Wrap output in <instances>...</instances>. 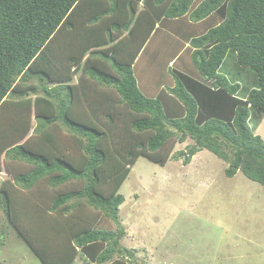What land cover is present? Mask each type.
Instances as JSON below:
<instances>
[{
    "label": "trees",
    "instance_id": "16d2710c",
    "mask_svg": "<svg viewBox=\"0 0 264 264\" xmlns=\"http://www.w3.org/2000/svg\"><path fill=\"white\" fill-rule=\"evenodd\" d=\"M229 52L257 73L245 98ZM263 115L264 0H0V208L42 264H131L120 190L187 138L175 160L264 187Z\"/></svg>",
    "mask_w": 264,
    "mask_h": 264
},
{
    "label": "rangeland",
    "instance_id": "374dc122",
    "mask_svg": "<svg viewBox=\"0 0 264 264\" xmlns=\"http://www.w3.org/2000/svg\"><path fill=\"white\" fill-rule=\"evenodd\" d=\"M220 70L229 81L241 84L243 98L256 87L257 73H247L234 52H229ZM136 75L144 80V65ZM261 117L251 126L264 140ZM194 145L191 138L177 143L173 159L165 166L141 157L133 167L120 190L125 202L119 224L111 222L113 230H126L121 245L132 256L126 260L131 264H264V187L241 171L228 178L230 164L208 150L196 154L189 165L174 159ZM0 177L8 176L3 172ZM0 264H42L1 208ZM75 264L84 262L78 259Z\"/></svg>",
    "mask_w": 264,
    "mask_h": 264
},
{
    "label": "crops",
    "instance_id": "0c3cea01",
    "mask_svg": "<svg viewBox=\"0 0 264 264\" xmlns=\"http://www.w3.org/2000/svg\"><path fill=\"white\" fill-rule=\"evenodd\" d=\"M189 46V44L188 43H186V47H188ZM148 68V67H147ZM149 80V77L148 76H146L145 78H144V80L143 81H141V83H143V84H145V85H147V84H149L150 82L148 81ZM153 85V84H152Z\"/></svg>",
    "mask_w": 264,
    "mask_h": 264
}]
</instances>
